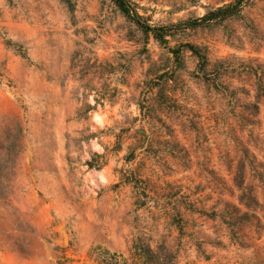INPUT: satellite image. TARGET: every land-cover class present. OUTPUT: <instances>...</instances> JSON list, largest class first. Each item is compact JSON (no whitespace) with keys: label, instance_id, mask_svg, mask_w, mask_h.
Here are the masks:
<instances>
[{"label":"rangeland","instance_id":"1","mask_svg":"<svg viewBox=\"0 0 264 264\" xmlns=\"http://www.w3.org/2000/svg\"><path fill=\"white\" fill-rule=\"evenodd\" d=\"M234 1L129 0L152 26ZM167 40L0 0V264H264V0Z\"/></svg>","mask_w":264,"mask_h":264},{"label":"trees","instance_id":"2","mask_svg":"<svg viewBox=\"0 0 264 264\" xmlns=\"http://www.w3.org/2000/svg\"><path fill=\"white\" fill-rule=\"evenodd\" d=\"M119 10V12L129 21L133 22L138 29L147 37L150 35L160 45H164L168 48L175 58L179 60V49L170 48L168 46L167 36L170 35L171 29L184 30V29H195L197 27L206 26L211 23L222 21L230 17L236 16L240 13L243 5L248 0H235L232 3L217 7L210 11H207L202 17L194 20L181 21L169 26H152L140 19V16L131 8L129 0H110ZM185 47L189 51L193 52L197 56L200 55V51L197 47L192 44H185ZM202 58V57H201Z\"/></svg>","mask_w":264,"mask_h":264}]
</instances>
